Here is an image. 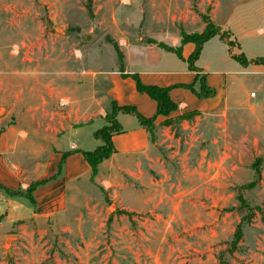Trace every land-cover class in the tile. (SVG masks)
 <instances>
[{
	"label": "rangeland",
	"instance_id": "1",
	"mask_svg": "<svg viewBox=\"0 0 264 264\" xmlns=\"http://www.w3.org/2000/svg\"><path fill=\"white\" fill-rule=\"evenodd\" d=\"M208 25L226 41L207 43L195 65L205 77L222 72L235 81L228 105L163 116L148 133L146 156L129 163L131 175L107 186L97 171L77 186L64 214L0 233V264H264V74L253 70L264 55L258 3L0 0V107L8 114L0 131L14 120L16 72L26 76L34 67L53 78L61 68L94 67L95 57L99 67L120 68L124 49L133 47L137 60L148 47L178 48L181 35H200ZM158 58L160 70L188 66L169 52ZM245 67L249 73L240 74Z\"/></svg>",
	"mask_w": 264,
	"mask_h": 264
},
{
	"label": "crops",
	"instance_id": "2",
	"mask_svg": "<svg viewBox=\"0 0 264 264\" xmlns=\"http://www.w3.org/2000/svg\"><path fill=\"white\" fill-rule=\"evenodd\" d=\"M252 1L258 3L259 10H264V0ZM223 23L221 20L215 22L221 31L225 29ZM258 32L264 35V27ZM216 38L221 43L226 41L220 36L212 37L202 45L200 54L204 46ZM132 48L123 50L120 68L99 67L95 57L94 67L61 68L58 76L53 78L52 72L34 67L25 71L26 76L16 72V80L26 82L12 85L15 100L11 114L14 120L0 131V233L22 221L66 212L77 186L91 177V168L82 152L94 151L101 145L95 133L107 125L106 117L112 112L113 104L133 107L145 118L156 116V102L137 90L132 75H137L144 85L166 88L194 84L198 91L199 83L195 78L199 74L206 86L214 90L213 96L200 97L189 89H171L170 98L177 105L172 115L208 114L228 105L229 89L235 81L229 79L227 73L213 72L205 77L204 70L195 63L197 71L188 66L160 70L158 57L165 50L148 47V55L134 60ZM194 48L192 43L183 45V57L187 58ZM246 70L245 67L240 74L249 73ZM253 70L264 74V65H257ZM38 79L43 80L41 89L36 85ZM51 79L57 80L55 87H51L54 82ZM7 116H0L2 128ZM164 119L158 115L154 123ZM116 121L123 132L111 137L114 153L100 163L96 177L107 186L118 184L124 174L131 175L129 163L146 156L150 148L148 133L133 114L119 112ZM39 183L42 184L31 192V200L26 193L32 185Z\"/></svg>",
	"mask_w": 264,
	"mask_h": 264
},
{
	"label": "trees",
	"instance_id": "3",
	"mask_svg": "<svg viewBox=\"0 0 264 264\" xmlns=\"http://www.w3.org/2000/svg\"><path fill=\"white\" fill-rule=\"evenodd\" d=\"M212 28H213L212 25H208L205 31L200 35H194V34L181 35V42H180L181 45L178 48L167 47L162 44H159L158 47L167 52L174 53L180 60L185 61L188 64L190 70L197 71L196 68L194 67V63L199 58L202 45L206 41H208L209 39L215 36H220V38L224 40V36L219 33V30L215 27L213 29ZM188 43H192L195 46V49L187 58H184L182 55V46ZM236 59L243 65L248 64L245 58L240 57ZM253 63L255 65H264V56L255 58L253 60ZM132 78L136 83L137 90L141 93H145L152 100L156 102L157 104L156 116L158 115L168 116L177 110V105L170 98V91L173 88L189 89L190 91H192L193 93L197 94L200 97H211L214 95V90L206 86L203 77L199 74H197L195 78V82L199 83L198 91L194 89V84L177 85V86L162 88V87L142 84L137 75H132ZM119 112L125 114H133L137 118L139 124L147 131V133L151 134L153 132L156 116L152 118H145L140 114H138L136 109L133 107H129V106L119 107L113 104L112 112L106 117L107 125L95 133V138L101 142V145L94 151L82 152L84 159L91 168L92 177H94L97 174L98 166L100 165V163L109 159L111 155L114 153L111 137L115 134H119L123 132V129L116 121V115ZM194 114L195 113H191L190 115H194ZM41 184L42 183L32 185L28 189L26 194L30 197L31 200H32L31 192ZM9 193L12 195L22 194L21 192H9ZM240 240H241V232L240 230H238L235 235V244H238Z\"/></svg>",
	"mask_w": 264,
	"mask_h": 264
},
{
	"label": "water",
	"instance_id": "4",
	"mask_svg": "<svg viewBox=\"0 0 264 264\" xmlns=\"http://www.w3.org/2000/svg\"><path fill=\"white\" fill-rule=\"evenodd\" d=\"M4 113H5V108L0 107V116H2ZM9 239H10V238H8V239L5 241V246L8 245V242L10 241Z\"/></svg>",
	"mask_w": 264,
	"mask_h": 264
},
{
	"label": "built area",
	"instance_id": "5",
	"mask_svg": "<svg viewBox=\"0 0 264 264\" xmlns=\"http://www.w3.org/2000/svg\"><path fill=\"white\" fill-rule=\"evenodd\" d=\"M252 96H254V93H252Z\"/></svg>",
	"mask_w": 264,
	"mask_h": 264
}]
</instances>
